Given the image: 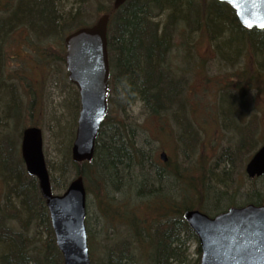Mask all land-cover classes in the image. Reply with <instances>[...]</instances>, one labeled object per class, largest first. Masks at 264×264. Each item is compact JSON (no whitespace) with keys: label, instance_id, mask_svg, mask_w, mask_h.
I'll return each instance as SVG.
<instances>
[{"label":"trees","instance_id":"1","mask_svg":"<svg viewBox=\"0 0 264 264\" xmlns=\"http://www.w3.org/2000/svg\"><path fill=\"white\" fill-rule=\"evenodd\" d=\"M212 4L214 9L209 10ZM91 6H95L101 15H110V109L127 113L129 106L141 102L152 115H165L176 131L185 157L198 140L196 131L191 130L192 122L187 114L190 112L188 81L191 74L188 63L194 46L188 39L193 31L209 33L213 50H218L221 45L223 51L226 48L229 52V47L239 45L231 43L226 32L238 30L241 43L246 42L245 51L240 54L250 51L254 58L255 51L261 65L257 76L264 78V30L244 28L226 3L216 0H128L117 9L114 8V0H20L15 3L13 10L0 18V169L8 185V205L11 204L12 211L28 223L23 224L15 216L26 228L24 230L29 232L31 224L34 234L19 230L13 217L6 221L8 217L0 214V264H64L38 180L27 174L21 157L16 137L21 138L22 132L14 135L10 127V123L16 120L14 124L18 128L24 109L22 97H17L14 85L7 78L9 49L14 43L15 33L21 34V30H26L21 40L31 60L26 62V66L31 64L32 68L49 72L50 67L60 63L64 65V36L94 23L89 20L88 7ZM226 10L231 14L226 15ZM220 12L226 16L222 18L226 24L218 28L220 23L212 13ZM20 21L28 23L24 25ZM11 28H14L12 33H7ZM177 40L180 41L177 43ZM214 40H218L220 45L214 44ZM55 45L62 50V55L51 54L50 48L54 50ZM11 57L19 61L17 56ZM225 58L227 63L233 59ZM244 77L246 74L240 75L238 81L242 82ZM232 82L229 79L225 88L219 87L221 102L227 94L232 96L233 92L242 89L239 82H233L236 84L233 90ZM73 106L72 103L69 112L75 110ZM29 124L38 126L36 122ZM27 126L23 125L24 128ZM251 126L255 129L253 123ZM61 133L64 140L59 144L60 161L55 171L59 176L51 172L53 189L64 191L71 179L79 175L84 177L85 183L89 182L87 191L92 183L96 184L101 190L99 208L105 222L103 225L106 224L104 230L108 238H112L109 231L115 234L110 242L94 247L88 225L92 264H188L191 242H196L197 259L194 264H199V239L185 220V211L198 209L217 214L233 205L264 204V189L257 187L247 190L239 201H227L231 169L214 179L210 177L212 184L209 185L207 175L211 170H204L208 163L205 158L202 167L197 169L195 166L153 163L150 153L136 141L135 126L124 117L111 119L107 116L91 162L75 163L69 155L70 126L62 128ZM260 137L254 130L253 136L248 134L238 139V145L248 144L245 151L251 158L264 145ZM228 152L229 157L233 151L226 149L224 155ZM47 163L50 169V160L47 159ZM37 200L39 210L37 208L36 211ZM41 230L46 234L43 245L39 244L37 236ZM124 231L125 236H122Z\"/></svg>","mask_w":264,"mask_h":264},{"label":"rangeland","instance_id":"2","mask_svg":"<svg viewBox=\"0 0 264 264\" xmlns=\"http://www.w3.org/2000/svg\"><path fill=\"white\" fill-rule=\"evenodd\" d=\"M19 1L0 0V18L7 16L13 10V5ZM214 6V4L210 5L209 10L212 7L214 9ZM98 12L95 6L88 7L89 20L91 22H95L102 14ZM229 13L230 11H225L226 15ZM212 17L220 23L218 28H221L225 23L222 19L226 17L223 12L212 13ZM20 23L26 25L28 22L20 21ZM195 26H197V23ZM29 28L32 32L34 31L33 27L30 26ZM13 29L11 28L7 33H12ZM25 31L21 30V34L15 33L14 43L10 47V55H8L9 72L7 73V78L14 85L13 88L17 97H22L23 101L21 99V105L24 109V112L21 113L23 115L18 128H15L16 124L14 123L16 120L10 123V127L13 128L14 135L22 132L23 125H30L29 123L31 122H36L43 129L46 158L50 160L52 174L58 177L59 175L55 171L58 168L57 163L60 161L59 144L64 140L61 129L67 127V125L70 126L71 141L69 144V155L71 156V149L78 126L79 112L81 110L79 90L70 82L65 64L60 63L58 66H54V68L50 67L51 70L49 72L37 67L32 68L31 64L26 66V62L31 60L26 45L21 42ZM213 33H215L214 30ZM67 35L65 34L64 37ZM45 36L49 37V34ZM239 36V31L235 29L234 31L226 32V38L231 43L237 44L239 47L244 46L240 48L236 45L231 46L228 49L230 53L226 51V48L223 51L218 40V42L214 40L213 43H217L220 46L218 50H213L209 33L205 34L193 31L191 37L188 39L191 45L194 46H190L192 47V52L190 50V62L188 63L191 74L188 81L190 112L187 114L192 122L191 130L196 131L198 140L193 150L190 151L191 153L186 157L175 135L176 131L170 126L169 119L165 115H152L141 102L129 106L126 110L127 113L118 112L116 108L110 109V105L108 112L111 119H121L124 117L129 124L135 126L137 133L136 141L139 146L150 153L153 163L162 166H195L197 169L198 167H202L203 161L206 159L208 163L204 165V170L207 168L211 170V174L207 175L209 176L207 180L209 185L212 184L211 178L214 179L220 173L222 174L231 169V183L226 194L227 201L230 199L239 201L241 197L245 196L246 191L253 187L264 189V176L258 179H249L246 175L245 169L250 157L245 150H247V146L249 145L241 147L238 145V139L245 138L248 134L249 136H253L254 130L261 136L259 140L264 141V78L257 76V72L261 68V65L259 66L260 57H258L259 55L255 51L253 52L254 58H252V52L250 51L240 54L242 51H245L246 42L241 43ZM179 41L177 40V43ZM237 48L239 49L236 50ZM50 49L51 54L62 55V50L58 49L56 45L54 50L53 48ZM248 49H251V47H248ZM184 50L183 48L182 52ZM11 55L17 56L19 61L16 57L12 58ZM223 56L233 58L229 62L230 64L227 63V59ZM245 74L246 77L242 78V82L238 81L239 76H245ZM229 79L235 83L239 82L242 89L237 90L238 92H233L232 96L227 94L224 101L221 102L218 95L219 87L223 86L225 88ZM233 82L231 86L235 90L236 84ZM231 98L234 99V103H232ZM72 103L75 110L69 112V109H72ZM6 121L7 119H5ZM249 121L253 123L255 129L251 126V123H248ZM17 139L20 146L21 138L16 137ZM226 149L233 151L229 157L230 151L227 155H224ZM163 152H166L169 156L167 161L161 160L160 155ZM6 184L4 174L0 169V214L4 213L8 217L7 220L5 219L6 221L13 217L17 222L19 230L25 231L28 234H34V228L31 224L29 225L31 226L29 227V232L24 230L26 228L21 226L19 220L23 224L28 223L23 222L24 218L20 219V216H18L19 218L17 217L19 219L17 220L15 217L16 213L12 211L11 204L8 205L7 195L9 191ZM85 184L89 185V182ZM89 189L87 224L90 226L92 232V244L94 247H99L102 244L110 242L115 237V234L114 231H109V236L112 238H108L104 230L106 224L103 225L105 222L100 216L99 208V194L101 190L94 183H92V187ZM55 192L61 193L59 191ZM38 202V200L37 202L35 201L36 211L37 208L39 210ZM33 219L35 220V218ZM123 234L122 236H125V231ZM118 235L121 236V234ZM37 236L39 237V244L43 245L42 242L46 241V234L41 230ZM114 240H117V238ZM195 248L196 242H191L188 264H194L197 259ZM143 264H147V262H143Z\"/></svg>","mask_w":264,"mask_h":264},{"label":"water","instance_id":"3","mask_svg":"<svg viewBox=\"0 0 264 264\" xmlns=\"http://www.w3.org/2000/svg\"><path fill=\"white\" fill-rule=\"evenodd\" d=\"M127 1L114 0V8ZM218 1L228 3L245 28L264 29V0ZM109 20L110 15L104 14L92 26L82 27L65 38L69 80L78 87L81 101L71 150L76 163L94 159L100 129L108 114ZM21 152L27 172L39 180L64 264H92L83 176L74 178L62 194L54 193L39 127L23 130ZM161 159L167 160L165 152ZM246 172L250 178L264 175V145L251 158ZM184 217L199 238L200 264H264V205L234 206L214 216L188 210Z\"/></svg>","mask_w":264,"mask_h":264},{"label":"bare ground","instance_id":"4","mask_svg":"<svg viewBox=\"0 0 264 264\" xmlns=\"http://www.w3.org/2000/svg\"><path fill=\"white\" fill-rule=\"evenodd\" d=\"M29 187H27V189H28ZM31 191H32V189H30ZM16 216L18 217L19 215L18 214H16Z\"/></svg>","mask_w":264,"mask_h":264}]
</instances>
